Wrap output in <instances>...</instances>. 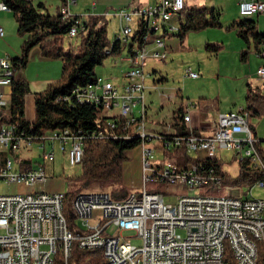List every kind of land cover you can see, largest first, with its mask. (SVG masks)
Here are the masks:
<instances>
[{
  "label": "built area",
  "instance_id": "1",
  "mask_svg": "<svg viewBox=\"0 0 264 264\" xmlns=\"http://www.w3.org/2000/svg\"><path fill=\"white\" fill-rule=\"evenodd\" d=\"M75 5L76 0H64L60 10L64 18L70 17L73 21L71 38L78 31H85L83 21L94 16L90 12L81 16L73 14L71 8ZM184 10L185 0H161L147 9L128 6L101 15L117 20L115 37L122 38V45L132 40L133 21L135 29L141 20L145 21L148 31L155 36L149 40L147 35L140 49L134 48L131 54L117 58L126 67L119 77H98L94 85L74 90L72 94L80 104L93 101L99 118H115L107 120L109 129L114 130L118 125L122 132L132 130L133 134H139L143 190L121 200L112 199L110 193L81 191L72 203L71 226L63 216L65 193L47 191L48 184L56 182L57 177L49 175L46 164L55 162L57 151L68 167L81 168L83 141L68 131L49 132L34 141L5 123L10 109V89L20 71L14 70L12 58H0V181L24 189L20 193L0 194V264H59L60 254H67L68 262L74 243L81 251L99 255L100 264H226L223 261L225 248H229L236 264H256L258 251L248 237V227H255L264 238V199L189 196L180 190L209 186L213 179L197 176L196 169L190 166L179 171L175 159L160 168L150 164L153 151L147 144L155 140L161 146L162 135L167 134L157 135L156 130L145 128L152 108L150 94L158 92L162 102L172 95L159 92L158 84L151 80L153 74L145 70L144 63L149 59L165 61L167 50L163 39L178 32L182 22L179 14ZM238 12L242 19L262 14L264 4L259 0H239ZM0 13L10 14L1 0ZM174 20L178 21L175 25ZM3 36L0 27V38ZM261 45L263 56L257 57L264 59V43ZM186 76L198 78L190 68ZM256 76L264 81V67L257 69ZM160 107L164 108L162 103ZM215 107V103L210 104L212 110ZM192 109L193 105L188 103L187 108L183 107V114H179L186 134L180 137L169 132L171 142H165V147L183 146L188 156L205 152L208 158H217L218 150L232 151L258 163L256 139L249 129L244 108L215 115L207 135L197 134L191 126ZM131 136L129 133L127 139ZM99 137H102L100 131ZM33 149L42 161L36 167L25 169L20 153H31ZM148 182L170 186L172 193H177V203L165 204L158 193H148L145 190ZM252 188L264 190V182ZM111 228L116 232H111ZM124 232H135L141 245L133 247L130 240L122 236ZM96 243L105 244V252H91V245Z\"/></svg>",
  "mask_w": 264,
  "mask_h": 264
},
{
  "label": "trees",
  "instance_id": "2",
  "mask_svg": "<svg viewBox=\"0 0 264 264\" xmlns=\"http://www.w3.org/2000/svg\"><path fill=\"white\" fill-rule=\"evenodd\" d=\"M1 2L10 10L9 15H12L17 25L16 33L22 38L20 56L12 58L14 70L18 72L26 68L29 54L34 48H38L42 59L58 60L61 63L59 80L48 84L43 91L34 94L35 120L32 124L25 120L24 109V98L30 94L29 83L22 78L13 81L10 89L9 115L5 123L14 126L24 138H31L34 141L41 140L46 133L53 131H68L80 137L83 141L84 152L80 176L81 191L96 190L100 182L120 179L122 166L127 160L126 152L139 148L140 138L137 134H133L132 130L122 132L117 122L114 130L109 129L106 126L108 119L99 118L93 103L86 101V105L80 104L72 94L74 90L94 85L98 79L96 69L102 66L107 59L117 60L125 53L131 54L134 48L140 49L143 45V38L147 35L150 40L153 34L148 31L146 22L141 20L137 29L133 30L131 42L128 45H122L117 37L111 44L108 41V19L102 16L86 18L85 22L83 21L85 31H78L75 36L80 37V44L73 51L72 44L64 46L65 38H71L69 33L73 24L70 17L64 18L61 14L60 10L64 7V0H60V7L52 12L43 3L35 6L26 0H1ZM180 16L182 22L179 24L177 34L167 36L176 37L181 45L187 35L192 32L220 26L219 15L208 8H186ZM229 29H234L236 37L247 45V49L241 53L242 60L246 59L248 47L251 45L257 56H260L259 48L264 43V34L256 30L255 22L245 18L234 21ZM210 48L218 50L216 46H206V50L209 51ZM165 82L164 78L155 81L156 84ZM244 111L249 129L254 135V125L250 123V118L264 116V89L260 90L258 87L248 85ZM176 114L172 124V128L175 129L173 133L174 136L183 137L186 129L181 125L179 117V114H183L182 106L177 108ZM99 131L102 137H99ZM129 133L132 136L127 139ZM162 136L160 147L168 155L167 160L177 161L179 171L189 166L193 167L196 169L197 176L213 179L211 184L223 183L229 186L253 187L259 182H264L263 141L254 138L256 139L254 148L258 163L254 164L248 158H240L238 174L236 177H231L223 171L222 162L218 158L188 156L183 146L167 148L164 143L171 142L172 135ZM24 164L27 166L25 169L31 168L30 162L25 161ZM80 192L64 194L63 216L70 226L74 219L72 203ZM128 195L124 192L110 196L114 200H121ZM254 246L258 251L256 264H264V245L254 242ZM90 254L92 253L77 249L74 243L71 248V258L67 262L60 254L59 264H66V262L67 264H83V258ZM223 261L226 264H236L229 248H225ZM100 262L99 257L97 262L87 264H100Z\"/></svg>",
  "mask_w": 264,
  "mask_h": 264
},
{
  "label": "rangeland",
  "instance_id": "3",
  "mask_svg": "<svg viewBox=\"0 0 264 264\" xmlns=\"http://www.w3.org/2000/svg\"><path fill=\"white\" fill-rule=\"evenodd\" d=\"M49 5L47 8L50 12L55 10L54 6H50L49 0H45ZM56 1V0H54ZM38 0H34L33 5H37ZM37 3V4H36ZM200 8H204L203 6ZM0 25L6 35L13 37V42L17 47L22 44V38L17 33V25L12 15L0 13ZM225 17V18H223ZM219 18V27L206 28L201 31L192 32L187 35L183 45H178V51L173 55H169L165 62H160L156 59L146 60L144 63L145 70L152 75L151 80L157 81L164 78V84H158L159 92L166 95H172L171 99L164 102L161 101L158 92H152L151 106L147 117L145 128L148 130H156V134H165L175 131L172 128L174 117L176 116L177 108H187V104L191 103L193 108H197L198 113L209 117L214 112L210 108L211 103L216 104L222 113L227 111H236L239 108L245 107V97L248 90V85L255 87L261 80L256 76V70L261 66L264 67V59L257 57L256 52L251 45L247 50V57L242 60L241 53L247 49V45L236 37L234 29H229L233 20L239 21L240 16L233 19L231 16H223ZM229 17V18H228ZM250 18V17H245ZM133 29L136 28L135 21L131 25ZM118 33L117 21L112 22L110 19L107 26V39L113 43L116 34ZM155 36H150V40ZM173 38V37H172ZM72 44V50L77 49L80 44V37L65 38L64 46ZM206 46H216L218 50L210 48L206 50ZM0 55H4V51L0 48ZM38 48H34L29 54V60L39 58ZM11 58V57H10ZM37 61V60H36ZM55 61V60H50ZM58 61V60H57ZM126 67L120 64L118 60L113 58L107 59L102 66L96 69V75L103 79L108 77H119L120 71ZM191 69L192 72L198 75L197 79H190L186 76V71ZM39 70V68H38ZM40 72V70H39ZM60 72L54 81L57 82L60 78ZM40 75H47L39 73ZM48 82L37 81L34 85H29L31 90L36 93L43 91ZM260 88L259 86H257ZM9 90H5L8 94ZM165 97V95H164ZM160 103L164 108L160 107ZM25 109V106H24ZM115 119V118H108ZM250 123L254 125V135L258 141H263L264 146V116L250 118ZM148 148L153 151V158L150 160L152 166L164 165L168 162L163 148H161L157 141L149 142ZM127 160L122 166V176L117 180H109L100 182L96 190L93 192L116 193L127 192L129 195L139 193L143 190V180L141 171L136 170V166H132L140 158V147L126 152ZM207 157L205 152L194 153L191 157ZM20 157L22 161L30 162L31 168L36 167L41 163L42 159L36 150H31V153L21 152ZM216 157L222 162V169L231 177H236L238 174V160L240 154L232 151L218 150ZM167 160V161H166ZM27 167L26 164L23 168ZM46 167L50 176L57 177L56 182H50L47 186V191H61L63 193L80 192L82 188L81 168H70L63 162V156L57 151L55 152V162L47 163ZM50 169V170H49ZM178 191V187H175ZM251 189L249 192L248 190ZM145 190L148 193H158L163 197V201L168 205H175L177 203V193H172L170 186L165 183L148 182L145 185ZM24 189L15 184H8L0 181V194H15L23 192ZM187 192L189 196L199 197H228L232 196L240 200L264 199V190L252 188L248 186L239 185H225L223 183L211 184L209 186H201L195 189L184 187L182 190ZM111 232L115 233L116 229L111 228ZM183 236V233L178 232ZM123 237L129 239L133 247L141 245V239L136 236L135 232H124ZM99 255L90 254L83 258V264L97 262Z\"/></svg>",
  "mask_w": 264,
  "mask_h": 264
},
{
  "label": "crops",
  "instance_id": "4",
  "mask_svg": "<svg viewBox=\"0 0 264 264\" xmlns=\"http://www.w3.org/2000/svg\"><path fill=\"white\" fill-rule=\"evenodd\" d=\"M160 1L161 0H76V5L71 8V12L77 16L79 15L81 16L82 14L85 15L88 12L92 13L94 16H101L105 12L112 13L114 11L119 10L120 8H125L128 6L142 7L147 9L156 6ZM259 1L262 4H264V0H259ZM238 2L239 0H185V9L193 8V7L200 8L203 6L204 8H208L216 12L219 15V18L230 15L233 20L235 18L238 19L237 16H239ZM37 3H43L46 7L49 6L46 4L45 0H38ZM49 4L50 6H54L55 8L60 7V0H56V1L49 0ZM239 20H244V19H239ZM247 20H251L255 22L256 30L261 34H264V13L247 18ZM175 21L177 20H174L172 22L173 25H175L174 24ZM234 21L235 20H233V22ZM13 39H14L13 37L6 35L4 32V36L0 38V48L4 51V55H0V58H5V57L17 58L20 56V47L16 46V44L13 42ZM163 41H164L165 49L167 50L166 59H165L166 61L170 54L173 55L175 52L178 51V45L180 46L181 44L179 43V40L174 36L165 37ZM259 50L261 51L263 50V45H260ZM60 67H61V63L60 61L57 60L50 61V60L42 59L41 57L37 59L34 58L33 60L28 59L26 68L16 74V79H20V78L25 79L29 83L30 88L32 84L34 85L37 81L40 80L44 82H48V84H50L51 81H54V79H52L51 76L55 77L56 79L60 72ZM38 68L42 74H47V75H40V77H38L40 73ZM258 83L259 84L255 85V87L259 86L260 87L259 89L263 90L264 81L261 82L258 81ZM35 93L36 91L33 92L31 90V93L27 94L24 98L25 120L30 124H32L35 120V110H34ZM220 113H222L221 110L219 108H216L214 112L209 115V117H206L204 115L199 114L197 108H193L191 111V126L199 134L207 135L210 132L209 127L211 121L214 119L215 115H218ZM132 166H136V170L141 171L140 159L137 162H135V164L133 163V165H131L130 167ZM48 192L62 193L59 190L48 191Z\"/></svg>",
  "mask_w": 264,
  "mask_h": 264
},
{
  "label": "bare ground",
  "instance_id": "5",
  "mask_svg": "<svg viewBox=\"0 0 264 264\" xmlns=\"http://www.w3.org/2000/svg\"><path fill=\"white\" fill-rule=\"evenodd\" d=\"M245 17H252V16H245ZM247 19V18H246ZM134 29H131V35L133 33ZM117 40L122 42V38L117 37ZM260 56H263V50L260 53ZM93 103V101H87ZM139 137V134H137ZM248 237L251 240V242L254 244V242H260L261 244L264 245V238L263 235L261 234L260 231L256 230L255 227H248ZM256 250V248H255ZM91 251H96V252H105V244L103 243H96V244H92L91 245ZM64 260H67V254H62ZM59 260L60 259V255H59Z\"/></svg>",
  "mask_w": 264,
  "mask_h": 264
}]
</instances>
